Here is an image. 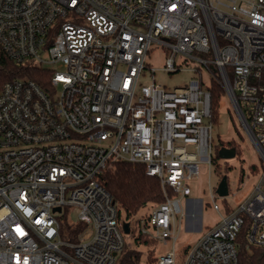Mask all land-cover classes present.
<instances>
[{
	"label": "built area",
	"instance_id": "obj_1",
	"mask_svg": "<svg viewBox=\"0 0 264 264\" xmlns=\"http://www.w3.org/2000/svg\"><path fill=\"white\" fill-rule=\"evenodd\" d=\"M155 47L170 53L164 71L193 63L199 78L142 84ZM0 50L50 73L46 88L15 79L0 91V264H118L125 223L126 235L176 241L196 216L182 200L188 208L201 163L213 164V82L264 160V0H0ZM120 161L163 189L137 234L101 183ZM263 185L264 173L236 211L152 264H240L241 238L264 249Z\"/></svg>",
	"mask_w": 264,
	"mask_h": 264
},
{
	"label": "rangeland",
	"instance_id": "obj_2",
	"mask_svg": "<svg viewBox=\"0 0 264 264\" xmlns=\"http://www.w3.org/2000/svg\"><path fill=\"white\" fill-rule=\"evenodd\" d=\"M169 55L170 53H166V50L161 47H155L151 51L147 61L148 70L141 78L142 84L149 85L155 78L157 84L173 90L185 87L192 80L199 78L198 72L189 69L194 67L193 63L184 66L185 70L175 74L164 71ZM177 61L178 63L181 61L180 57L177 58ZM43 69L50 70L53 69V66L44 65ZM203 80L206 83L210 81L206 72H203ZM213 125V164L201 163L200 177L191 183L193 194L189 199L190 205L188 208H186V201L182 200V207L186 211L188 210L190 214L194 212L196 216L189 219L183 218L181 229L177 232L178 239L176 241L172 239L166 243H157L155 257L168 252L179 253L184 247L194 245L207 230L219 224L223 216L236 211L261 182L264 173V160L242 125L231 100L226 95L221 101L220 119L213 121ZM229 142L238 148L237 155L229 160L221 159L219 150L223 147L230 148ZM253 165L256 166L257 172L251 169ZM224 176L228 178L230 191L229 196L225 198L220 197L217 193L218 185ZM212 193L216 195V202L221 208L220 212L213 209ZM150 207L143 208L131 221L134 234L135 232L137 234L135 230H137L140 220L149 214ZM177 220L180 221V216H177ZM69 221L72 223L79 221L77 209L70 210ZM133 236L132 234H125L127 248L140 251L144 263L148 255L152 253L151 247L153 248V245L151 247L137 245Z\"/></svg>",
	"mask_w": 264,
	"mask_h": 264
},
{
	"label": "trees",
	"instance_id": "obj_3",
	"mask_svg": "<svg viewBox=\"0 0 264 264\" xmlns=\"http://www.w3.org/2000/svg\"><path fill=\"white\" fill-rule=\"evenodd\" d=\"M50 73L41 69L27 66H20L12 62L0 50V91L3 85L15 79H30L39 83L44 88L47 87V79ZM211 93V106L213 121L220 119V106L223 97L226 95L221 85L213 82L209 86ZM230 148H238L229 142ZM251 169L257 172L256 166ZM101 183L111 193L120 210V220L131 221L143 208L147 206H157L164 201V194L161 182L156 177L149 176L146 168L141 164L129 162H117L114 167L106 171L101 176ZM80 226L69 231L74 236ZM137 245L151 247L152 253L147 257V262H155V251L157 242L145 236H134ZM240 264H264V249L247 248L243 238H241L239 248ZM142 262V253L138 250L125 247L118 264H140Z\"/></svg>",
	"mask_w": 264,
	"mask_h": 264
},
{
	"label": "water",
	"instance_id": "obj_4",
	"mask_svg": "<svg viewBox=\"0 0 264 264\" xmlns=\"http://www.w3.org/2000/svg\"><path fill=\"white\" fill-rule=\"evenodd\" d=\"M237 155V150L236 148L232 147V148H229V147H223L219 150V157L221 159H224V160H229V159H232V158H235ZM217 193L220 197H227L229 196L230 194V191H229V184H228V178L227 176H224L219 185H218V188H217ZM60 210V209H58ZM124 232L126 234H129L130 233V225L129 223H125L124 224Z\"/></svg>",
	"mask_w": 264,
	"mask_h": 264
}]
</instances>
